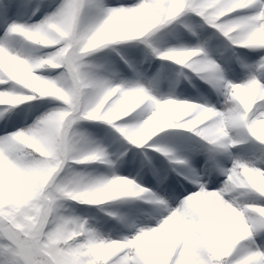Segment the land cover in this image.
Segmentation results:
<instances>
[{
  "label": "clouds",
  "instance_id": "1",
  "mask_svg": "<svg viewBox=\"0 0 264 264\" xmlns=\"http://www.w3.org/2000/svg\"><path fill=\"white\" fill-rule=\"evenodd\" d=\"M29 2L0 38V264H264V0Z\"/></svg>",
  "mask_w": 264,
  "mask_h": 264
},
{
  "label": "rangeland",
  "instance_id": "2",
  "mask_svg": "<svg viewBox=\"0 0 264 264\" xmlns=\"http://www.w3.org/2000/svg\"><path fill=\"white\" fill-rule=\"evenodd\" d=\"M11 16H13V17L8 20L7 24L0 23V38L4 37L5 30H6L9 23H11L13 20H17V19H21V18L23 19V18L27 17L25 15H22L21 13H18V15L12 14ZM135 55H138V53ZM121 68L123 69L124 67L121 65ZM153 157H154V160H153L154 168H153V170L149 171V168L145 167L141 174L143 175L145 182L150 183V179H152L155 182L154 185H156L155 175H159L161 177V179H163L165 172L167 170V165H165L163 160L159 158V155L153 154ZM194 163L197 167H199L203 163V158L202 157H196L194 160ZM123 170L134 172L136 174V172L140 171V164H139V162H136V163L130 162L128 165L125 166V168ZM171 175H173V174H171V173L167 174V180L165 181V185H167V182L170 181L169 177ZM213 186H215V184H213ZM178 188L179 187H177V186L171 187V188H169V190L170 191H172V190L177 191L178 194L183 195L184 193L177 190Z\"/></svg>",
  "mask_w": 264,
  "mask_h": 264
},
{
  "label": "snow or ice",
  "instance_id": "3",
  "mask_svg": "<svg viewBox=\"0 0 264 264\" xmlns=\"http://www.w3.org/2000/svg\"><path fill=\"white\" fill-rule=\"evenodd\" d=\"M31 11L29 0H0V23L7 24L10 14L18 12L28 16Z\"/></svg>",
  "mask_w": 264,
  "mask_h": 264
}]
</instances>
